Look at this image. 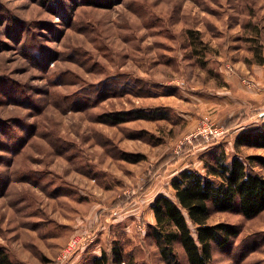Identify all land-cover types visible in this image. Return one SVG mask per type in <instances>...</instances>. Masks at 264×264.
I'll return each mask as SVG.
<instances>
[{"label":"rangeland","instance_id":"1","mask_svg":"<svg viewBox=\"0 0 264 264\" xmlns=\"http://www.w3.org/2000/svg\"><path fill=\"white\" fill-rule=\"evenodd\" d=\"M258 49L264 0H0V247L19 264H90L118 243L133 264H166L154 198L217 145L264 155L234 145L264 124L243 69ZM205 116L222 138H189ZM217 222L240 233L211 264H264V211Z\"/></svg>","mask_w":264,"mask_h":264},{"label":"trees","instance_id":"2","mask_svg":"<svg viewBox=\"0 0 264 264\" xmlns=\"http://www.w3.org/2000/svg\"><path fill=\"white\" fill-rule=\"evenodd\" d=\"M253 54L258 64H264L262 49L254 50ZM157 114L167 117V113ZM137 116L151 118L152 114ZM115 118L114 122H119L124 117ZM234 142L236 148L248 145L264 149V124L240 131ZM203 158H206L205 171L181 170L171 181L172 194H159L152 202L155 223L149 224L147 233L166 264H184L178 257L176 244L183 248L186 264H211L215 249H228L239 235V227L226 222L209 223L213 212L238 211L245 218H253L264 211V174L254 167L257 165L264 171L263 154L245 158L234 154L229 158L222 146L217 145ZM126 257L123 247L115 243L110 254L102 251L90 259V264H133ZM0 264L19 263H14L0 247Z\"/></svg>","mask_w":264,"mask_h":264},{"label":"built area","instance_id":"3","mask_svg":"<svg viewBox=\"0 0 264 264\" xmlns=\"http://www.w3.org/2000/svg\"><path fill=\"white\" fill-rule=\"evenodd\" d=\"M225 132V126L213 121L209 116H205L197 125L195 132L189 135V138H203L206 141L218 140L224 136ZM73 246H75V241Z\"/></svg>","mask_w":264,"mask_h":264},{"label":"crops","instance_id":"4","mask_svg":"<svg viewBox=\"0 0 264 264\" xmlns=\"http://www.w3.org/2000/svg\"><path fill=\"white\" fill-rule=\"evenodd\" d=\"M243 69H246V71L248 72H252V77L254 79H258L259 80V83H260V87H259V84L257 86L253 85L250 89V91L253 93V90H255L254 93H257L258 94V100L260 101V105H264V64H261V65H252L251 68H243ZM258 82V81H257ZM256 95V94H255ZM256 116H261V117H264V110L261 111L259 113V115H256ZM155 199V198H154ZM152 205V204H151ZM151 211H152V208H151ZM153 212V211H152ZM155 223V218H154V214L152 213V216H151V219L149 220V224H154Z\"/></svg>","mask_w":264,"mask_h":264}]
</instances>
